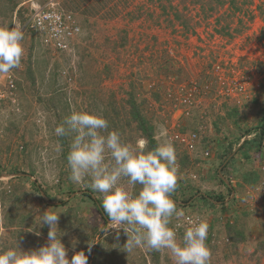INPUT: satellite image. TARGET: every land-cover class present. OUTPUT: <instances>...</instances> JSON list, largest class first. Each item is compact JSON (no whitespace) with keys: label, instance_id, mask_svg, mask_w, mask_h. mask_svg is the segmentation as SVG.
I'll return each instance as SVG.
<instances>
[{"label":"rangeland","instance_id":"374dc122","mask_svg":"<svg viewBox=\"0 0 264 264\" xmlns=\"http://www.w3.org/2000/svg\"><path fill=\"white\" fill-rule=\"evenodd\" d=\"M45 1L0 0V26L24 32L22 66L3 75L0 83V251L16 243L22 251L46 245L49 227L40 226V220L51 209L61 213L57 235L63 233L69 260L94 236L90 255L84 251L88 264H174L167 250L136 248L127 253L123 229L103 222L84 193L91 191L101 203L102 195L69 179L66 157L72 136L54 135L72 111H87L102 115L109 130L135 143L142 136L136 124L116 118V108L129 110L128 94L134 90L138 103L141 98L150 103L144 113L154 124L157 145L163 139L160 126L169 137L177 129L176 119L183 130L200 135L194 152L173 143L183 178L171 198L186 215H199L208 223L210 264H264V203L257 189L261 181L250 186L242 180L258 167L256 153L251 151L246 159L238 147L243 140L230 150L227 145L232 133L241 139L260 135L264 19L258 6L264 0H253L233 16L232 30L240 19L244 22L242 33H233V38L216 29V18L226 15L227 8L206 17L191 0H173L169 19L160 0H56L75 14L82 29L67 52H55L24 31L33 5ZM167 68L175 71L171 78H166ZM8 78L15 89L6 88ZM239 86L245 90L236 91ZM181 89L196 96L189 116L179 107ZM153 92H165L173 102L160 108ZM235 109L239 120L228 117ZM120 121L123 127L116 129ZM208 142L213 154L203 159ZM57 144L62 151L56 150ZM207 197L217 201L215 207ZM219 197L224 205L218 204ZM186 227L177 230L178 240ZM98 251L107 256L103 262Z\"/></svg>","mask_w":264,"mask_h":264},{"label":"clouds","instance_id":"9594fccd","mask_svg":"<svg viewBox=\"0 0 264 264\" xmlns=\"http://www.w3.org/2000/svg\"><path fill=\"white\" fill-rule=\"evenodd\" d=\"M23 40L21 27L0 26V76L22 66ZM160 128L162 141L149 149L143 136L132 143L123 140L118 130H109V121L102 115L72 111L54 128V135L72 136L66 157L69 179L102 195L110 224L120 226L127 236V253L136 248L167 250L174 264H210L208 223L199 215H186L171 198L183 177L175 146L163 125ZM56 150L62 151V145L57 144ZM137 185L138 192L134 191ZM60 214L49 209L41 215L40 226L49 227L46 245L22 251L16 243L0 251V264H88L84 251L68 259L60 239L63 233L57 235ZM185 224L178 240L177 230Z\"/></svg>","mask_w":264,"mask_h":264},{"label":"trees","instance_id":"16d2710c","mask_svg":"<svg viewBox=\"0 0 264 264\" xmlns=\"http://www.w3.org/2000/svg\"><path fill=\"white\" fill-rule=\"evenodd\" d=\"M159 1V0H158ZM173 0H160V5L161 8L164 9L163 11V15L166 16L168 19L169 17V12L168 10L172 11V9L174 8L171 2ZM185 1V0H182ZM253 0H191V2L197 3L200 5V8L202 10V13L206 15V17H208L209 15L212 16L214 15L217 11H220L221 9H226L227 14L221 15L219 16V18L217 19V31L218 34H220L221 36H228L233 38L234 34L239 35L242 33V26L244 25V22L241 21L242 19H240L238 21L237 27L235 29L232 30V24H233V16L243 12L244 11V7H249L252 6ZM258 10L260 11L261 16L264 19V4L258 6ZM162 16V15H161ZM175 18L176 19H180V15H178V13H175ZM232 32V33H230ZM171 62V67L173 68V61L169 60L168 63L170 64ZM170 68L166 69V78H171L175 71H170ZM135 89V88H134ZM133 90V89H132ZM264 91V90H263ZM128 94V93H127ZM151 96L153 98V100L156 101V103H159V107L162 108L166 105L170 106V102H173L172 100H169V98H167L168 96L170 97L169 94L166 95V93H158V92H153L151 93ZM129 99L127 100V105L129 106V110H124L123 113L119 112L116 108V118H121V119H126L127 121V125H131L133 123L136 124L137 130L142 134L143 137L147 138L149 141V146L150 149H153L157 146V142L155 140V127L153 122L151 121V119L149 117L146 116V113H144V110H146L145 106L147 107V105H150V103H148V100L146 98H141V101L138 103L137 99H136V95L134 93V90L131 91V93L128 94ZM257 101V100H254ZM180 102V99H179ZM172 105V103H171ZM176 107V106H175ZM148 109V108H147ZM239 112L238 110H233L230 113H228V117L232 120H239ZM124 123H126L125 120ZM259 125L256 128V130H260V135L255 138L252 139L251 141H247L245 140L242 145L240 146V150L244 151V157L246 159H250V152L255 150L256 153V160L260 161L262 159V149L264 148V116L262 115L260 120H259ZM121 121L116 125V129H120L123 127V125H120ZM125 125V124H124ZM184 132H186L185 130H183ZM233 137H229L228 141H227V145H228V149L230 150L236 143L238 144L239 142H241V138L237 137V135L235 133H232ZM208 145H206V149H210V142L207 143ZM205 149V150H206ZM227 168V166H226ZM261 172L259 171L258 167H256L253 171L250 172H246L244 173V175H242V180L244 182V184L246 185H250L253 186L255 184H258L260 181H262V179L264 178V176H261ZM230 186V185H229ZM231 187V186H230ZM39 192H41V189L38 187L37 188ZM89 199H91V201L93 202V205L95 206L96 212L97 214L101 217L103 222H108L109 218L107 216V214L104 212V209L102 207V203L97 200L95 197H93V193L91 191H87L84 193ZM207 199V203L212 206L215 207L217 201H213V199L211 197H207L205 198ZM221 197H219L218 204H222L224 205V202L221 201ZM120 235V234H119ZM93 238L94 236L89 237L88 239V244L87 246H84L83 248L81 247H77V251H87L89 250V248L91 247V245L93 244ZM126 237H122L120 240L124 239ZM206 243L209 244V239L206 240ZM79 244V243H78ZM81 244V243H80ZM99 255H101V257H99V260L101 262H103V258L105 259L107 256L103 255L104 252L102 251V253H100L98 251ZM98 258V257H97Z\"/></svg>","mask_w":264,"mask_h":264},{"label":"built area","instance_id":"2783aa9c","mask_svg":"<svg viewBox=\"0 0 264 264\" xmlns=\"http://www.w3.org/2000/svg\"><path fill=\"white\" fill-rule=\"evenodd\" d=\"M24 31L31 33L35 38L45 47L50 48L55 52H67L71 49L73 43L81 34V25L78 22L75 14L63 9L56 0H47L38 5H33L30 12L24 20ZM219 68V67H218ZM2 76H0V83ZM7 89H15L14 81L11 78L7 79ZM209 89V87H206ZM236 91L243 92L245 89L243 86L235 88ZM185 89L180 90V102L183 107V114L189 116V109L196 102V96L194 94L187 95ZM1 96V94H0ZM178 107V108H179ZM177 108V106H176ZM182 109V108H181ZM180 110V108H179ZM179 119L174 122L175 129L169 133L173 143L183 147L188 152H194L198 148L200 142V135L196 131L184 132L178 123ZM258 135V133H257ZM257 135L247 136L242 139V143L247 140L251 141ZM211 150H207L204 153L203 159H209L212 155ZM263 159L258 161V169L264 174V148L262 149ZM230 183L234 184L233 179H230ZM260 192L261 198L264 203V178L260 185L257 187Z\"/></svg>","mask_w":264,"mask_h":264},{"label":"crops","instance_id":"0c3cea01","mask_svg":"<svg viewBox=\"0 0 264 264\" xmlns=\"http://www.w3.org/2000/svg\"><path fill=\"white\" fill-rule=\"evenodd\" d=\"M241 145H242V143H240V144L238 145V147L241 146ZM255 163H256V162H255ZM230 178H231V176H230ZM227 185H228V183H227ZM228 186H229V185H228Z\"/></svg>","mask_w":264,"mask_h":264}]
</instances>
